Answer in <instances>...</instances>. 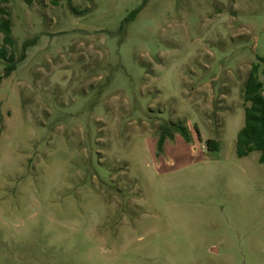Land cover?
<instances>
[{
	"label": "rangeland",
	"instance_id": "rangeland-1",
	"mask_svg": "<svg viewBox=\"0 0 264 264\" xmlns=\"http://www.w3.org/2000/svg\"><path fill=\"white\" fill-rule=\"evenodd\" d=\"M145 2L0 0V264H264V165L236 154L264 0Z\"/></svg>",
	"mask_w": 264,
	"mask_h": 264
},
{
	"label": "trees",
	"instance_id": "trees-1",
	"mask_svg": "<svg viewBox=\"0 0 264 264\" xmlns=\"http://www.w3.org/2000/svg\"><path fill=\"white\" fill-rule=\"evenodd\" d=\"M142 9L143 7L133 12L125 21V24L132 22ZM16 44L17 42L13 37L11 12L1 7L0 64H4V70L3 73H0V86L4 79L9 78L16 70L17 62L14 52ZM26 46H28V43L25 44ZM262 68L264 69V58L258 57V64L253 65L243 91L245 124L237 137L236 154L242 159L253 152H259L260 163L264 165V70H261ZM165 129L166 133L169 134L171 131L169 135L172 134V128L165 127ZM173 132L180 133L185 139H189L188 129L182 125L174 126ZM207 148L210 152H216L219 149V143L210 140L207 142Z\"/></svg>",
	"mask_w": 264,
	"mask_h": 264
}]
</instances>
